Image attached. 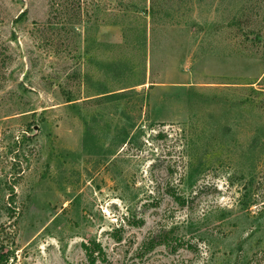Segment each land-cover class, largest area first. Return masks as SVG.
Listing matches in <instances>:
<instances>
[{
  "label": "rangeland",
  "instance_id": "1",
  "mask_svg": "<svg viewBox=\"0 0 264 264\" xmlns=\"http://www.w3.org/2000/svg\"><path fill=\"white\" fill-rule=\"evenodd\" d=\"M155 3L0 0L12 264H264V0Z\"/></svg>",
  "mask_w": 264,
  "mask_h": 264
},
{
  "label": "trees",
  "instance_id": "2",
  "mask_svg": "<svg viewBox=\"0 0 264 264\" xmlns=\"http://www.w3.org/2000/svg\"><path fill=\"white\" fill-rule=\"evenodd\" d=\"M159 1V0H158ZM155 2H157V0H151V5H153L152 7H155ZM151 87V86H150ZM72 100H68L67 102H71ZM125 138L124 139H119L117 141L118 144H122L124 143ZM6 190L8 191L6 197L7 200L4 201V199L0 202L1 203V208H0V212H3V214L8 218L9 223L7 224H0V264H12L13 260H15V254L13 251V242H10V236L11 234H8L7 230H9L11 227H14L15 224L17 223V220L19 218V210L16 207L15 204V194L13 192V187L12 186H7V184H5ZM176 200L180 203H182L181 201L183 199L180 198H176ZM1 221V220H0ZM171 233V232H169ZM175 245H178L180 243L179 240H177V238H170L168 237V235H162L159 236L157 240H153L150 241V243L144 247L145 250L149 249L152 250L155 247H157L158 245L164 243V244H169V243H173ZM91 245V246H90ZM86 249V253L87 255H89V258H92L95 251H97L99 254L102 255L103 257V252L101 250V248L99 247V245L95 244L94 242L92 244H89V246H87Z\"/></svg>",
  "mask_w": 264,
  "mask_h": 264
}]
</instances>
